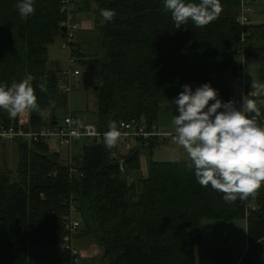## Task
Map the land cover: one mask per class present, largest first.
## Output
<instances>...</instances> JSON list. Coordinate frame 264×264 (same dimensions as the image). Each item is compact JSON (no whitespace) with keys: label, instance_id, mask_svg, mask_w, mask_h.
<instances>
[{"label":"trees","instance_id":"trees-1","mask_svg":"<svg viewBox=\"0 0 264 264\" xmlns=\"http://www.w3.org/2000/svg\"><path fill=\"white\" fill-rule=\"evenodd\" d=\"M60 2L34 0V14L21 17L17 0H0V82L10 85L31 74L38 104L15 119L0 110L2 125L26 114L35 128L45 122L42 111L56 116L63 105L60 76L46 67L48 45L56 35L62 37ZM220 2L221 13L208 25L197 27L189 20L177 28L164 0H74L75 9L100 18L93 22L96 58L84 57L77 33L72 42L78 62L97 76L94 124L100 132H107L112 121L118 128L121 121L147 130L161 128L160 106L184 84L210 83L219 99L228 100V74L234 75L235 57L241 53L256 59L259 83H264V21L242 29L237 20L240 0ZM253 4L264 14V0ZM101 9L117 15L105 22ZM241 32L246 34L243 40ZM41 83L47 91L40 90ZM253 91L246 87L245 95L257 101L262 124L264 96H250ZM14 143L15 172L8 167L7 153L0 151V264H73L74 256L60 249L64 202L70 196L80 222L76 236L91 239L101 249L97 264H197L195 248L202 242L200 228L206 219H245L246 248L235 264H264V183L253 195L226 202L223 193L197 182L188 160H153L154 150L167 143L159 137L138 138L120 155L119 139L109 149L102 136L81 146L71 163L45 142ZM209 253L220 264H233L228 249Z\"/></svg>","mask_w":264,"mask_h":264},{"label":"clouds","instance_id":"clouds-1","mask_svg":"<svg viewBox=\"0 0 264 264\" xmlns=\"http://www.w3.org/2000/svg\"><path fill=\"white\" fill-rule=\"evenodd\" d=\"M163 6L177 28L189 20L197 27L206 26L222 11L220 0H164ZM16 7L21 17L35 12L34 0H17ZM100 15L105 22H111L117 13L101 9ZM32 81L33 76L28 74L10 85L0 82V110L6 111L10 119L38 107ZM38 87L47 91L44 83ZM181 88L168 100L178 113L172 119L173 138L187 153V167L193 170L197 182L223 193L226 202L253 195L264 183V124L257 121L261 116L257 101L245 95L237 108L233 101L219 99L210 83L195 89L184 84ZM251 88L253 97L264 96V83H252ZM108 129L103 141L111 149L121 132L116 121Z\"/></svg>","mask_w":264,"mask_h":264},{"label":"rangeland","instance_id":"rangeland-1","mask_svg":"<svg viewBox=\"0 0 264 264\" xmlns=\"http://www.w3.org/2000/svg\"><path fill=\"white\" fill-rule=\"evenodd\" d=\"M76 2L78 0H75ZM82 5V3L80 4ZM84 7V3H83ZM92 7V5L90 6ZM85 8V7H84ZM81 10V9H80ZM89 10V9H88ZM255 14L251 15V20L256 22L264 21V14L260 12V7L256 4L254 5ZM84 19H78L81 23L84 22L86 28L92 25L93 22H99L100 18L94 12H86ZM91 18V19H88ZM83 25V24H82ZM81 35V34H80ZM80 35H76L78 42L85 53L84 57L96 58L97 53V30L96 27L89 30L86 37L81 38ZM64 43L60 35H56L53 41L48 45V58L46 67L49 71L54 72L60 76L61 73L69 70V50L63 48ZM73 58L76 60L75 69L79 71V75L73 76L70 80L72 84V89L67 93H64V102L61 108L58 110L56 115V120L59 124L63 122V119L71 114L76 122L94 124L97 120L96 116V100L94 95V87L97 85V76L93 69H91L87 64L78 62L75 56ZM235 61L242 62L239 56L235 57ZM244 63V82L237 80L233 74H228L231 79V93L230 96L235 106L239 108L242 104L243 97L245 96V88H251L252 83H259L260 72L259 66L256 59L251 57H245L243 59ZM64 77V76H63ZM193 89L195 84H188ZM229 101V100H226ZM175 111V105H170L169 103L160 106L158 113L157 123L161 127L167 130H174L172 125L173 115H177ZM45 122L52 119L49 112L43 116ZM44 122V123H45ZM83 141L78 142L74 148L73 154L75 155L79 149H81V144ZM3 143V144H2ZM90 143V142H89ZM88 143V145H89ZM50 148L56 149L58 147L49 144ZM16 144L14 141H0V151L7 153L6 162L8 167L14 171L15 165L17 163V152L15 150ZM118 154H125L127 151L122 143H118ZM59 153L66 157L65 150L62 149ZM152 159L156 161H181L188 160L187 153L183 154L181 146L177 143H167L157 147L153 154ZM2 161L0 160V165ZM2 168L0 167V170ZM15 172V171H14ZM12 172V174H14ZM201 244L197 245L195 248L196 261L197 264H220L211 258L210 251H215L218 249H228L231 254V262L233 264L237 263L239 257L243 254L246 248V223L245 219H235V220H214L206 219L201 223ZM74 247L79 251V256L77 258V264H97V260L101 257V249L92 242L91 239L77 235L72 241Z\"/></svg>","mask_w":264,"mask_h":264},{"label":"built area","instance_id":"built-area-1","mask_svg":"<svg viewBox=\"0 0 264 264\" xmlns=\"http://www.w3.org/2000/svg\"><path fill=\"white\" fill-rule=\"evenodd\" d=\"M253 2L254 0H240V12L237 20L242 29L254 24L251 20V15L255 14ZM59 11L63 16L60 22L62 28L61 38L64 41L62 47L67 48L70 54L69 70L60 74L57 87L61 92L70 93L72 89L70 80L73 76L79 75V71L75 69L76 60L73 58L72 42L74 41L75 34L81 30L82 24L76 18L74 0H61ZM245 35L244 32H241L242 40L245 38ZM230 52H234V50L231 49ZM240 58L242 62L234 61L233 64L234 77L244 82L243 53L240 54ZM251 93L252 92L249 93L250 96H252ZM228 100L232 101L231 96H229ZM262 123H264V119ZM120 125H123V127H120ZM119 130L121 132L119 143L124 145L126 151H129V149L133 147L138 138L148 139L150 137H159V139H165L167 142H175L173 138L174 130H166L156 126H152L150 130H147L145 127L136 125L133 122L121 121ZM4 132H7L8 135H3L2 133ZM104 133L105 132H100L95 124L76 122L71 114L67 115L61 124L57 122L56 125H52L45 122L35 128L30 126V118L26 114L20 116L16 123L10 125L0 124V141L26 140L52 144L58 147L56 149L59 151L62 149L65 150L69 163H71L75 157L73 151L78 142L83 141L81 144L86 146L91 140L102 137ZM69 171L71 176L74 170L70 168ZM65 200L64 204H66L65 207H67V210L62 218L65 233L62 238L63 243L60 245V249L69 251L71 255L74 256L72 263L77 264L79 251L74 247L72 241L80 226L79 216L73 197L70 196Z\"/></svg>","mask_w":264,"mask_h":264},{"label":"crops","instance_id":"crops-1","mask_svg":"<svg viewBox=\"0 0 264 264\" xmlns=\"http://www.w3.org/2000/svg\"><path fill=\"white\" fill-rule=\"evenodd\" d=\"M76 10V16H77V18L78 19H81V20H83L84 19V15L85 14H87L86 12H84V11H82V10H78V9H75ZM77 19V20H78ZM88 19H91V18H88ZM80 21V20H79ZM81 22V21H80ZM92 23H93V21H92ZM81 24H83L82 25V28H81V30L80 31H78L77 32V34L78 35H80V34H88L89 33V30H91L92 29V25L90 24V26H89V28L87 27L86 28V26L84 25V22L83 23H81ZM231 79L227 82L228 83V86H229V88L231 89ZM194 86V88H196L197 86L196 85H193ZM46 113H48V111H42L41 112V118H42V121H45V118H43V116L44 115H46ZM262 122V121H261ZM262 124H264V123H262ZM161 128L162 129H165L164 127H162L161 126ZM167 130V129H166ZM167 143H176V142H171V141H169V142H167ZM166 143V144H167ZM181 149H182V153L183 154H185L186 152L184 151V149L181 147ZM56 150H58V149H56ZM141 169H142V172L144 173V174H146V170H147V159H146V157L145 156H142L141 157Z\"/></svg>","mask_w":264,"mask_h":264},{"label":"water","instance_id":"water-1","mask_svg":"<svg viewBox=\"0 0 264 264\" xmlns=\"http://www.w3.org/2000/svg\"><path fill=\"white\" fill-rule=\"evenodd\" d=\"M105 53V51L103 50V53L102 54H104ZM105 56H104V60H105ZM220 58H218V60H219ZM94 91H95V94H96V92L98 91V86H95L94 87ZM56 123H57V120H56V116L55 115H52V125H56Z\"/></svg>","mask_w":264,"mask_h":264}]
</instances>
